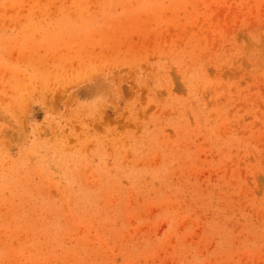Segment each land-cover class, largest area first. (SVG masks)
Listing matches in <instances>:
<instances>
[{"label": "rangeland", "instance_id": "obj_1", "mask_svg": "<svg viewBox=\"0 0 264 264\" xmlns=\"http://www.w3.org/2000/svg\"><path fill=\"white\" fill-rule=\"evenodd\" d=\"M0 264H264V0H0Z\"/></svg>", "mask_w": 264, "mask_h": 264}]
</instances>
